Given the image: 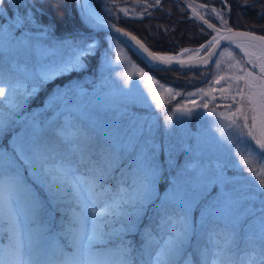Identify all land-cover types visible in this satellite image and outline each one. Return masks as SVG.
<instances>
[{"label":"snow or ice","instance_id":"obj_1","mask_svg":"<svg viewBox=\"0 0 264 264\" xmlns=\"http://www.w3.org/2000/svg\"><path fill=\"white\" fill-rule=\"evenodd\" d=\"M94 2L101 4L108 16L114 15L108 5H116V0H76L84 27L93 32L121 34L148 68L184 73L210 62L215 66L218 71L211 74V81H206L208 89L182 93L131 62L124 49L116 45L118 37L106 38L109 47L104 59L115 48L119 53L116 60L130 67L118 73L128 89L122 95H130V83L137 87L146 83L144 98L150 97L155 109L163 114L166 127L172 126L174 115L191 116L195 108L208 109L209 102H213L208 114L217 118L215 148L224 149L231 162L217 158L204 163L201 158L205 156V146L198 145L193 153L191 145L181 138L176 146L163 148L167 158L161 163L162 149L153 136V125L131 115L129 101H122L119 108L99 104L92 98L101 94L99 90L93 86L89 94L83 86L88 81L71 80L57 85L42 109L24 111L28 98L35 96L42 85L86 70L88 59L96 55L97 42L83 38L52 40L51 26L36 18L35 0H0V19L4 20L0 23V57L15 54L12 69L24 77L13 80L0 68V234L9 240L3 250L7 258L0 259V264H264V35L234 31L224 12L212 8L220 26L197 13L215 35L207 33L211 38L194 50L195 62L193 57L185 61L180 54L161 55L150 50L136 35L101 15ZM258 2L243 0V6L255 7ZM160 5L161 0H143L142 7L147 12ZM13 7L15 12L10 11ZM120 11L127 15V9ZM258 15L264 18V6ZM201 50L204 57L198 55ZM188 51L185 48L182 53ZM24 53L35 57L31 70L19 62ZM224 71L231 75L219 74ZM201 75L207 77L210 73L204 71ZM154 85L158 91L152 90ZM216 92L219 96L209 97V93ZM197 95L201 97L199 104L188 99ZM176 97H184L193 107L181 101L172 108L165 106ZM217 99L224 103L217 105ZM49 111L55 119L46 115ZM108 111L116 112L110 123L101 115ZM124 119L127 122L120 123ZM5 136H10L7 147ZM61 145L67 146L66 154L60 151ZM180 151L193 154L182 165L175 160ZM256 163L261 164L259 169L253 167ZM228 169L237 174L247 171L254 190L240 186L237 176L227 175ZM33 185L63 206L67 220L57 237L71 249H83V260L22 259L25 241L31 252L47 231L40 219L43 204ZM160 186L164 187L163 195ZM214 187L219 191L212 196ZM257 202L259 209L254 207ZM149 210L153 215L141 230L140 246L136 248L128 237L136 234ZM197 210L199 218L194 225L193 213ZM257 211L260 216H256ZM249 217L255 220L249 222L243 240L251 251L237 259L233 249L241 239L240 226ZM253 224L259 225L258 231ZM205 238L208 243H201ZM109 242H114L119 258L96 259V246H107ZM71 255L75 256L76 251Z\"/></svg>","mask_w":264,"mask_h":264},{"label":"rangeland","instance_id":"obj_2","mask_svg":"<svg viewBox=\"0 0 264 264\" xmlns=\"http://www.w3.org/2000/svg\"><path fill=\"white\" fill-rule=\"evenodd\" d=\"M178 1L179 0H175ZM192 7H194L197 11L202 13L204 16L210 18L212 21L216 22V24L220 25V22L218 19L215 18V13H212L210 10L212 8L217 9L218 11H223L221 7L218 5H215L212 0H183ZM97 5L99 6V11L101 15H105L107 19L116 21L117 17H129V18H139L141 16H144L151 12L152 8H149L147 12L143 10L142 4L143 0H116V5L109 4L108 7L113 8L114 15L108 16L106 13L102 11V6L98 2ZM206 4V8H202L201 5ZM127 9V15H125L124 12L120 11V9ZM118 18V19H119ZM4 20H0V23H3ZM8 23H11V20H7ZM116 45L119 47H122L124 49V52H126L131 62L135 63L138 67H142L133 57L132 55L127 51V49L119 42L115 41ZM103 46V45H102ZM104 47V48H103ZM103 51L101 50V53H99V59L100 64L97 66V71L99 73L100 80L94 85L99 92L100 95H96L92 97L94 100H96L99 104H113L116 105L117 108L122 107L123 104L122 101H129L127 103L128 112L131 115H134L138 117L141 120L148 121L153 125V136L156 140V142L161 145V151L159 154V159L161 163H163L166 160V153L163 151V148L168 145L176 146L178 144V141L183 138L186 141L187 145H191L193 149V153L197 150L198 145H204L205 146V156L201 158L202 162L207 163L209 161H214L217 158L225 159L229 162H231V157L224 149L215 148V141L218 139L217 134L215 132V121L217 120L216 117L210 116L208 114L209 110L213 108V102H209L208 109H203L200 107L195 108L191 116H185V117H179V115H174L172 126L166 127L164 124L163 114L159 112V110L155 109L154 104L151 103L150 97L148 99L144 98V94L147 91V84L142 83L139 87H137L135 84L130 83V95L124 96L122 95V92H127L128 89H126L123 85L122 80L119 78L118 73L125 70V68H128L130 70L129 65L124 64L121 65L119 61L116 60V55H119V53H116L115 48L112 49V52L108 54V59L105 60V50L109 47V43L107 42V39L105 41V45L103 46ZM15 58V54L13 56H4L0 57V68L3 69L6 77H12L13 80L16 78L23 79V75L21 73H18L12 69V61ZM225 60H227V55H225ZM19 62L21 64H27L29 66V69H33L35 65V57L29 55L28 53L21 54L19 56ZM222 67L226 68L227 65L222 63ZM214 73L218 70L215 69V66L213 68ZM151 74V73H150ZM225 76L231 75L230 71H224L222 73H219ZM86 75V74H84ZM154 76V75H153ZM154 78H156L154 76ZM138 79L137 77H133V80ZM158 79V78H157ZM71 80H75L72 78ZM66 82H59V83H50L49 85L41 86L39 91L36 93L35 96L29 97L26 108L24 111L32 112L33 110H40L43 107L44 101L46 98L51 94L53 89L57 85H64L67 84L69 81ZM223 84V81L221 82ZM101 84L104 85L103 88H101ZM31 85V84H29ZM169 86V85H166ZM172 87V86H169ZM215 88H219L220 85H214ZM226 87V85H225ZM84 88L87 90L89 94L93 92V86H84ZM174 88V87H173ZM205 88L208 89L209 85H202L197 88L190 89L188 91H182L180 89H176L177 91H180L182 93L187 92H197L198 89ZM153 91H158L157 86H153ZM211 95L219 96V93H209V97ZM209 97H205V99H208ZM188 99H195L197 103L199 104L201 102V97L199 95L188 98ZM132 100H135L134 103L130 102ZM177 101L185 102L187 103V100L184 97H176L175 100L171 101V103H167L165 106L168 108H172L175 106ZM217 105H222V101L217 99L215 101ZM188 107H193L190 103H187ZM218 110L222 111L223 108L220 107ZM47 116L52 117L55 119V116L51 111L46 113ZM106 123L113 122V118L116 117L115 111H108L106 113L101 114ZM127 119L121 120L120 123H126ZM16 131L19 132L20 128L17 127ZM10 138V136H5L4 146L7 147V140ZM64 150L63 153H67V146L62 145ZM209 148H215L214 151L209 152ZM61 151V150H60ZM192 153L180 151L175 154V160L178 165H182L185 163L186 158L192 156ZM254 168L259 169L261 167L260 163H256L253 165ZM26 175V173H25ZM227 175L229 176H237L238 177V184L240 186H244L247 188L248 191H253L255 188V185L251 183L247 177L249 176V173L247 171L240 172L237 174L232 169L227 170ZM258 175V173H257ZM31 183V182H30ZM111 186V184H110ZM33 189L36 193L37 188L36 185H33ZM41 189V188H40ZM161 195H163L164 187L162 186L159 188ZM219 191L218 188L214 187L212 189V196H215L216 193ZM40 196V194L38 193ZM254 207L256 209L260 208L259 203L257 202L254 204ZM261 213L259 211L256 212V216H260ZM199 218V210L195 211L193 213V221L195 225V221ZM67 220V215L62 222L61 226L58 228H52L50 226V222L48 220L42 221L47 228V231L44 234V238H42L38 244H35L33 246V249L31 252H29V247L27 241H25V247H24V253L22 256V259L24 260H34L39 262H46L49 260H64V259H84V252L83 249L74 250L68 247L67 243L62 239L57 237V233L60 231L61 227L65 225ZM255 217H249L248 220L244 222L240 226V237L239 245L235 249H233V252L235 253V258L239 259L241 257L245 256L246 252H250L251 249L247 248L245 246V241L243 240V237L245 235V230L248 227V224L250 221H254ZM146 226V225H145ZM143 226L140 228L135 235H132L128 237V239L133 240L134 247L138 248L140 246L141 242V236L140 232L145 227ZM253 229L258 231V224H253ZM11 243L15 244L16 241L13 240ZM114 242H109L107 246L104 245H97L96 251L97 256L96 259L101 261H112L119 258L118 253L116 249L113 247ZM197 243V238L194 235L192 238V244L195 245ZM201 243H208L207 239L205 238ZM9 244V240L5 239L3 234H0V259L7 258L4 255V248L5 246ZM209 247H212L211 244H208ZM107 249V250H106ZM73 251H76V255L72 256L71 253ZM212 257H209V260H211Z\"/></svg>","mask_w":264,"mask_h":264},{"label":"trees","instance_id":"obj_3","mask_svg":"<svg viewBox=\"0 0 264 264\" xmlns=\"http://www.w3.org/2000/svg\"><path fill=\"white\" fill-rule=\"evenodd\" d=\"M212 1L215 5L224 9L225 19L228 20L229 26L232 28L246 29L264 35V18L258 15L259 9L264 6V0H259L255 7H244L243 0ZM96 7L98 6L96 5ZM10 11L15 12L16 8L13 7ZM34 11L40 23L51 26L52 40L83 38L84 40H95L97 42L96 55L88 59L86 70L59 77L45 85H49L52 82H66L74 78L75 80L88 81L83 86H94L101 77L97 71V66L100 64L99 53H101V50L103 51L106 38L110 34L106 31L88 32L89 29L84 27L76 13L73 0H35ZM5 18L11 20L7 13H5ZM115 22L141 38L149 48L159 52H176L184 46H196L210 36L207 35L210 32L206 26L191 17L188 10L174 0H161L159 7L152 9L149 14L141 18L120 17ZM127 51L146 71H149L159 81L182 91H188L206 84L209 85L206 81H211V74L214 73L213 64L208 68L195 67L192 71L184 73H179L175 70L159 71L150 69L129 49ZM204 71L209 72L210 75L207 77L202 76L201 72ZM45 85H42V87ZM5 111H7V108H5ZM47 135H49L51 140H56L50 133ZM62 147L61 145V151L64 150ZM36 188L40 194L39 199L43 204L41 221L48 220L52 228L60 227L66 217V213L62 210L63 206L57 205L43 189L37 186ZM152 215L153 213L149 210L140 222L139 229L149 224ZM240 232L239 230V234ZM256 243L258 244L259 241L257 240Z\"/></svg>","mask_w":264,"mask_h":264},{"label":"water","instance_id":"obj_4","mask_svg":"<svg viewBox=\"0 0 264 264\" xmlns=\"http://www.w3.org/2000/svg\"><path fill=\"white\" fill-rule=\"evenodd\" d=\"M73 2H74V7H75V10H76V13H77V15H78V17H79V19H80V21H81V18H80V14H79V12H78V9H77V5H76V0H73ZM179 3H181L183 6H185L187 9H188V11L190 12V14H191V16L192 17H194L198 22H200V23H202L204 26H206V28H207V25L204 23V21L203 20H201L200 18H199V16H204V15H202L199 11H197L194 7H192L191 5H189L188 3H186L185 1H183V0H179ZM197 13H199V16L197 15ZM204 18L206 19V20H208V22H210V23H213L211 20H209L207 17H205L204 16ZM109 20V19H108ZM111 23H115L118 27H121L120 25H118L116 22H114V21H112V20H109ZM218 27L220 26V25H217ZM121 28H123V27H121ZM123 29H125V28H123ZM208 29V28H207ZM234 31H236V32H246V31H250V30H246V29H238V28H232ZM209 30V32L211 33V35H214V32H212V30L211 29H208ZM125 31H128L127 29H125ZM88 32H93V31H91L90 29H89V31ZM130 32V31H129ZM254 32V31H253ZM110 35H112V36H115V37H118V39H116V40H118L120 43H122V41H123V45L125 46L126 44L127 45H129V46H125L127 49H129L132 53H134L139 59H141L144 63H145V61L143 60V58L140 56V55H138L137 54V52L135 51V49H134V47H132V46H130V42L127 40V38H125V37H122V35L121 34H118V33H113V32H108ZM132 33V32H131ZM133 34V33H132ZM255 34L256 35H263V34H260V33H257V32H255ZM133 35H135V34H133ZM211 35L205 40V41H203L202 43H200L199 45H196V46H186V47H182L181 49H184V48H188V49H197V48H199V46L201 45V44H205L206 42H207V40L208 39H210L211 38ZM137 36V35H136ZM137 38L138 39H141V38H139L138 36H137ZM142 40V39H141ZM142 42L143 43H145L143 40H142ZM222 43H225V42H222ZM145 45L146 46H148L146 43H145ZM234 47V46H233ZM150 50H152L151 48H150ZM152 51H154V50H152ZM179 51V50H178ZM177 51V52H178ZM237 51H239L238 49H237ZM156 52H158V51H156ZM177 52H175V53H173V52H168V53H166V54H169V55H173V54H176ZM159 54H165V53H163V52H158ZM200 57H204L205 56V52H204V50H201L200 52H199V54H198ZM196 56H197V54H194V55H191V56H187V57H181V59H184L185 61H187L188 60V58L189 57H193V61L195 62V58H196ZM212 65V63L210 62L208 65H198L197 67L198 68H208V67H210ZM177 66L174 64L173 65V68L175 69Z\"/></svg>","mask_w":264,"mask_h":264},{"label":"bare ground","instance_id":"obj_5","mask_svg":"<svg viewBox=\"0 0 264 264\" xmlns=\"http://www.w3.org/2000/svg\"><path fill=\"white\" fill-rule=\"evenodd\" d=\"M98 11V10H97ZM99 12V11H98ZM214 35H215V33H214ZM185 49V48H184ZM188 49V48H187ZM182 50L183 49H180L176 54H173V55H178V54H180V58L181 57H187V56H191V55H194V54H196L195 53V49H189V51L187 52V53H182ZM162 55H169V54H162Z\"/></svg>","mask_w":264,"mask_h":264}]
</instances>
